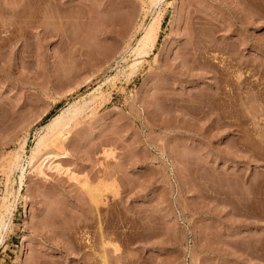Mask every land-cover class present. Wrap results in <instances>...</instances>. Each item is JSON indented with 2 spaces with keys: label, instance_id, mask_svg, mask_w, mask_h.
Masks as SVG:
<instances>
[{
  "label": "rangeland",
  "instance_id": "obj_1",
  "mask_svg": "<svg viewBox=\"0 0 264 264\" xmlns=\"http://www.w3.org/2000/svg\"><path fill=\"white\" fill-rule=\"evenodd\" d=\"M73 104L41 151L78 179L32 170ZM7 189L0 264H264V0H0Z\"/></svg>",
  "mask_w": 264,
  "mask_h": 264
},
{
  "label": "bare ground",
  "instance_id": "obj_2",
  "mask_svg": "<svg viewBox=\"0 0 264 264\" xmlns=\"http://www.w3.org/2000/svg\"><path fill=\"white\" fill-rule=\"evenodd\" d=\"M158 1H160V0H150V3L154 4V3L158 2ZM248 2H249V0H248ZM160 12L161 11H157V13L154 16H152V18L150 20H148L147 23L143 26V33L139 37V39L137 41V45L135 46L137 51L135 49V52L143 53V52H145L147 50L146 49L147 47H150L154 43L156 25H157V22L159 21V18L161 16ZM137 60H139V59H137ZM137 60L133 61L131 64H129V66L133 67V65L136 64ZM78 104L77 105L76 104L70 105L69 107L61 110V112H59L56 115H54L51 118L50 122L46 124L45 127H47V129L50 131V133L47 132V130H45L46 132H44L43 134H41L38 137L33 149H31L32 151H31V153L29 155L28 163H30V168H32V170H36V171L40 172L41 174H45L46 173V171H45L46 169H53L57 173L64 172V174H66L69 178L78 179L77 175L79 176V174L75 173L69 167L62 165V163L60 162V155L64 153L63 151L56 150L57 148L55 150L54 149L50 150V148H49V149H46V150L44 149V151L42 150L43 152L41 151V147L46 145L48 141H49L48 142V144H49L50 142L52 143L53 140H56V144H57V141H58L57 139H59V138H57V136H58V134L60 132V127L64 126L67 123L68 119H70V117L67 115L68 113L69 114L70 113L73 114V112H76L80 108L79 106H81V105L78 106ZM53 138H55V139H53ZM55 146H53L52 148H54ZM42 149H43V147H42ZM20 157H21V155H20L19 152L14 154V157L12 158V160L10 162V168L11 169H15V168H18L19 166H21ZM23 176H24L23 167L21 166V173L18 176L20 184L23 183ZM84 181H85V179H84ZM19 183H18V185H19ZM83 183L86 184V182H83ZM97 191L93 192L92 195H91L92 199L94 198L93 199V201H94L93 203H94L95 207H97V205L100 204V203H104V201L102 199V196H101V191L100 192H97ZM10 195H12V197L14 199L16 197L15 195H18V194L16 193L14 195L12 190H8L7 189L5 191V193H4V195L2 196V202H0V240L3 239L4 232L7 230V228L9 227V224H10V216H11V212H12L11 209H12V206H13V203H14L13 200H10ZM99 233H100V234H98L99 237H97V238H99V243H100L99 245L101 246V249L97 251V253H98L97 256H98V258H100L99 260H100V262L102 264H108V261H107L108 256L107 255L109 253L106 254L107 250H105L104 248L107 247V245L110 246V244H111V246L113 248H115L114 250H116L118 248L116 246H118V245H115L116 243L114 244L115 246L112 245L111 242H113V240H109V238H106L109 235L105 234V235H107L105 237L104 234H103L104 232L100 231ZM110 237H112V236H110ZM77 249H79V248H77ZM108 251H109V249H108ZM83 253H85V255H86V252H83ZM94 254H95V252H94ZM111 254L109 256H111ZM85 255L84 254L82 255V256H84L82 258V261L84 260V258L86 259ZM86 256H88V255H86ZM92 257H96V256H93V254H92ZM116 258H118V257H116ZM86 260H84V261H86Z\"/></svg>",
  "mask_w": 264,
  "mask_h": 264
}]
</instances>
